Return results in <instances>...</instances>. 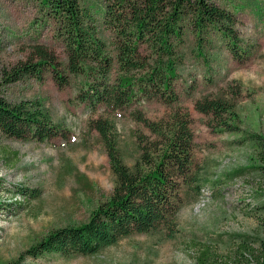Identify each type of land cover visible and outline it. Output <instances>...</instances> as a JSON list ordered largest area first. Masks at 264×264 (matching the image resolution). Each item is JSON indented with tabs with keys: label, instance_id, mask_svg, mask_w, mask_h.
I'll list each match as a JSON object with an SVG mask.
<instances>
[{
	"label": "rangeland",
	"instance_id": "rangeland-1",
	"mask_svg": "<svg viewBox=\"0 0 264 264\" xmlns=\"http://www.w3.org/2000/svg\"><path fill=\"white\" fill-rule=\"evenodd\" d=\"M204 1L233 15L244 57H234L220 31L209 30L199 39L187 21L181 47L186 58L174 83L176 102L153 99L132 107L152 122H169L177 113L191 119L194 157L203 169L200 194L184 191L174 237L162 230L134 235L93 257L49 255L22 264H256L264 255V234L255 213L264 202V180L252 168L255 150L248 141L249 135L264 137V0ZM80 2L115 57L113 35L103 27L107 0ZM38 47L55 55L68 84L61 86L47 68L40 78L7 84L13 68L35 58ZM83 82L68 73L65 45L40 0H0V97L11 103L40 102L70 132L68 139L43 144L0 133V264L19 260L55 230L88 223L110 198L114 176L90 118L103 115L114 124L120 154L129 166L140 156L137 137L151 136L130 112L92 114L80 101ZM206 98L229 101L239 129L214 132L209 118L196 110ZM36 190L41 196L29 199Z\"/></svg>",
	"mask_w": 264,
	"mask_h": 264
},
{
	"label": "trees",
	"instance_id": "trees-1",
	"mask_svg": "<svg viewBox=\"0 0 264 264\" xmlns=\"http://www.w3.org/2000/svg\"><path fill=\"white\" fill-rule=\"evenodd\" d=\"M40 1L65 45L68 73L84 81L81 103L92 114L100 110L130 112L151 136L137 137L140 156L129 166L120 154L114 124L103 115L90 118L89 125L104 143L114 176L110 198L92 213L88 223L51 232L11 264L49 255L66 259L93 257L134 235L162 230L174 237L176 218L185 204L184 191L200 194L197 189L203 169L194 157L191 119L177 113L169 122H152L132 107L153 99L176 102L174 83L186 58L181 47L187 21L192 22L199 39L209 30L220 31L234 57H244L246 52H240L233 29L235 18L204 0H107L103 27L113 35L114 57L101 37L100 26L85 12L80 0ZM35 54V58L14 67L5 82L40 78L47 68L61 86L68 84L53 53L38 47ZM116 65L117 77L112 82ZM196 110L209 118L214 132L239 129L234 125L238 114L229 101L206 98L196 104ZM0 133L10 139L43 144L68 139L70 132L62 123H55L40 102L11 103L0 97ZM248 141L255 150L252 168L264 180V137L249 135ZM40 196L41 191L36 190L29 199ZM255 213L264 234V202ZM256 264H264V255Z\"/></svg>",
	"mask_w": 264,
	"mask_h": 264
}]
</instances>
